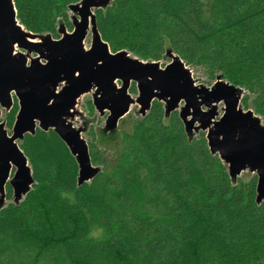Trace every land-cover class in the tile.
I'll return each instance as SVG.
<instances>
[{"label": "trees", "instance_id": "obj_1", "mask_svg": "<svg viewBox=\"0 0 264 264\" xmlns=\"http://www.w3.org/2000/svg\"><path fill=\"white\" fill-rule=\"evenodd\" d=\"M12 1L27 31L58 39V22L73 28L67 6L81 0ZM94 14L113 53L155 62L171 49L242 87V102L250 95L264 115V0H111ZM163 111L152 101L122 131L110 164L78 186V165L56 133H25L19 148L35 183L0 208V264H264L256 177L231 180L205 132L189 135L177 110ZM88 149L101 164L96 145Z\"/></svg>", "mask_w": 264, "mask_h": 264}, {"label": "water", "instance_id": "obj_2", "mask_svg": "<svg viewBox=\"0 0 264 264\" xmlns=\"http://www.w3.org/2000/svg\"><path fill=\"white\" fill-rule=\"evenodd\" d=\"M110 1L71 3L67 10L72 12V31L66 33L61 24L60 36L54 39L48 33L27 31L18 22L13 1L0 0V114L1 109H10L14 99L19 107L10 134L0 122V208L6 199L5 186L12 190L11 201L18 204L35 183L26 155L16 141L25 133L34 135L37 127L42 132L51 129L68 147L78 165L77 186L99 173L100 167L89 159L81 129L68 119L76 100L89 91L95 111L99 115L107 111L103 131L110 133L129 113L133 102L139 106L141 117L152 101L164 103L166 116L177 110L189 135L206 131L210 154H218L231 180L236 181L246 167L255 174L256 201H264V125H259L252 111L240 109L244 89L231 85L221 75H216L210 87L194 85L189 68L171 49L166 52L170 61L164 68L158 61H140L125 50L111 52L98 34L93 12ZM88 30L91 44L84 49ZM32 53L36 56L28 61ZM132 82L136 98L128 92ZM216 103L224 106L218 118ZM12 166L15 169L10 175Z\"/></svg>", "mask_w": 264, "mask_h": 264}, {"label": "rangeland", "instance_id": "obj_3", "mask_svg": "<svg viewBox=\"0 0 264 264\" xmlns=\"http://www.w3.org/2000/svg\"><path fill=\"white\" fill-rule=\"evenodd\" d=\"M203 4L206 3V0H200ZM207 5V4H206ZM205 5V7H206ZM94 11V10H93ZM67 15L69 18V21L71 19L72 12L69 10L67 11ZM58 27L61 26L60 22L57 23ZM73 27V25L71 26ZM66 33H70L71 31L68 29H65ZM90 30L86 33V39L84 40L83 43V48L86 49L90 44H91V39L92 36L90 35ZM58 36H60V33H58ZM19 49H15L16 52H18ZM112 52V51H111ZM130 55L134 56L133 54L130 53ZM36 54L32 53L28 56V61L32 59V57H35ZM134 58H136L134 56ZM138 59V58H136ZM138 60H143L144 59H138ZM43 60H40L42 62ZM160 67L164 68L165 65L169 63V59L164 56L162 59L157 60ZM185 63V66L189 68V73H191L192 79L194 80V85L201 84L205 87H210L213 81H215V77H209L208 73L205 71L203 66H192L189 65L188 63ZM117 86L120 85V81H116ZM133 82L129 85V91L131 96L133 98L137 97V92L135 89V92H132L130 90L131 85ZM60 88V86H59ZM58 89V88H57ZM247 92V91H246ZM244 92L241 94V96L245 93ZM92 98V91H89L87 94L80 96L78 100H76L75 103V108L73 109V115L71 118H68L72 125L76 128L81 129V135L83 139L85 140V143L88 145L90 142H92L94 145H96L99 153H100V159L102 160V163L99 164L98 166L102 168L105 165L110 164V162L114 159V157L119 153L120 150V144L119 140L121 138V133L122 131L124 132H131V126L141 117L138 115L139 111V106L137 103H132L130 105V110L129 113H127L125 116H123L121 119H119L117 127L115 128V131L113 133L103 131V126H105V121L106 117L105 114L107 113L104 112L102 115H99L98 112L93 109V111H90L87 108L86 102L91 100ZM241 98V97H240ZM248 102L247 105H245L242 102V98L240 99V109L242 110H250L253 112L254 116L259 118V125H264V115L260 114L259 112L255 111L253 109V105L251 104L252 98L250 95H248ZM17 101L14 99V103H12L11 107L9 110H3L1 109V114H0V122L4 123L5 126L4 128L7 130L6 133L7 135L10 134V131L12 130V125L14 122V117H16L18 108L17 107ZM16 109H15V107ZM183 103H181L178 107V110L182 107ZM204 110L206 109L204 106L202 107ZM224 108L222 103H216V116L215 118L221 117L222 116V109ZM13 117V122L11 123L10 118ZM12 119V118H11ZM11 123V124H10ZM10 124V125H9ZM196 126V124H194ZM38 128V127H37ZM206 132V131H204ZM197 133H194L196 135ZM17 146L19 148V144H21V140L16 141ZM14 166H12V169L10 171L11 173L14 171ZM253 176H255L254 173H252L248 167H246L242 172L238 175L236 179L243 180V181H248L251 179ZM11 202V198L8 199L6 196V199L2 201V204L5 206Z\"/></svg>", "mask_w": 264, "mask_h": 264}, {"label": "flooded vegetation", "instance_id": "obj_4", "mask_svg": "<svg viewBox=\"0 0 264 264\" xmlns=\"http://www.w3.org/2000/svg\"><path fill=\"white\" fill-rule=\"evenodd\" d=\"M94 11H95V10H94ZM94 11H93V12H94Z\"/></svg>", "mask_w": 264, "mask_h": 264}]
</instances>
